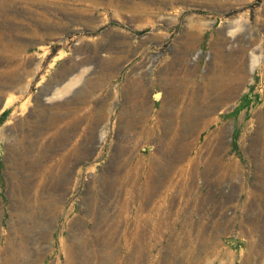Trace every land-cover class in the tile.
Returning <instances> with one entry per match:
<instances>
[{
    "label": "rangeland",
    "instance_id": "374dc122",
    "mask_svg": "<svg viewBox=\"0 0 264 264\" xmlns=\"http://www.w3.org/2000/svg\"><path fill=\"white\" fill-rule=\"evenodd\" d=\"M0 264H264V0H0Z\"/></svg>",
    "mask_w": 264,
    "mask_h": 264
}]
</instances>
